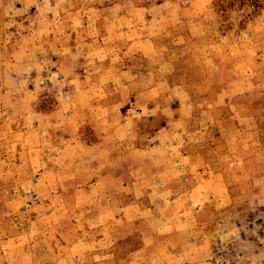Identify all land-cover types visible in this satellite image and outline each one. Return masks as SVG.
I'll return each mask as SVG.
<instances>
[{"label":"rangeland","instance_id":"1","mask_svg":"<svg viewBox=\"0 0 264 264\" xmlns=\"http://www.w3.org/2000/svg\"><path fill=\"white\" fill-rule=\"evenodd\" d=\"M16 1L0 17L16 75L0 111V264H81L71 247L109 199V159L147 161L136 148L160 140L170 152L154 155L181 162L173 206L205 204L212 264H264V0ZM197 176L215 181L193 198Z\"/></svg>","mask_w":264,"mask_h":264},{"label":"crops","instance_id":"2","mask_svg":"<svg viewBox=\"0 0 264 264\" xmlns=\"http://www.w3.org/2000/svg\"><path fill=\"white\" fill-rule=\"evenodd\" d=\"M6 8L11 11H5ZM21 8L22 5L16 0H0V17L6 16L7 12L9 16H15ZM13 33L9 27L10 41ZM1 39L0 35V54L13 51L10 41L3 48ZM8 78L9 82H12L11 79H16V75L14 72L6 70L0 63V111L3 106V87L7 85L5 82L8 81ZM1 120L0 113V126L2 125ZM2 132L0 131V139H2ZM159 132L165 136L168 132L171 135L172 131ZM13 133L16 135V131H5L4 138L11 139ZM169 145L162 140L153 144H144V146L139 145L136 150L147 152V156L150 157L147 161L141 155L132 163L122 159H109V166L106 167L108 176H104L106 181L109 180V185L111 184L109 186L111 188L106 193L109 199L106 203L99 205L89 218H85L83 220L85 223L79 227L82 232L91 234L87 239H79L71 247L74 258L77 257V263L83 264V259L90 255L93 258L91 264L213 263L211 255H209V243L201 237L204 236L207 226L195 223L200 213L205 210L204 202L198 207L178 208L173 206L175 201L185 193L172 191L181 178L182 173H179L180 175L174 173V170L180 171L181 162L164 163V159L154 155L155 152L168 154L170 152ZM125 147L129 148L128 145ZM104 166L99 168H105ZM183 166L192 167L193 164L185 163ZM196 166L204 167V165ZM195 178H197V184L191 187L190 191L193 198L200 195V192L204 190L205 183L209 185L215 181V177L212 179L209 176ZM217 178L216 182L218 183ZM94 181L96 182L93 183L97 184L98 182L102 183L103 180L95 179ZM162 181L168 186L166 190L158 188V182L162 183ZM146 182H149V187L145 186ZM154 184L155 187H152ZM146 198L151 200L149 206L143 204V200ZM161 201L163 203L167 201L165 208L160 207ZM220 211L219 209L218 215H220ZM139 224L143 225L145 229L142 230L138 226ZM62 229L64 230L63 225L57 227L58 232ZM26 240V243H30L27 238ZM202 248L205 249L204 252L200 250ZM65 259L64 256H58L51 262L47 261V264H63Z\"/></svg>","mask_w":264,"mask_h":264}]
</instances>
